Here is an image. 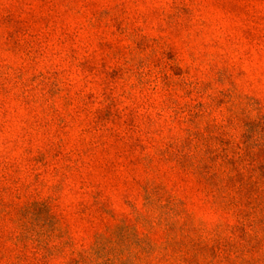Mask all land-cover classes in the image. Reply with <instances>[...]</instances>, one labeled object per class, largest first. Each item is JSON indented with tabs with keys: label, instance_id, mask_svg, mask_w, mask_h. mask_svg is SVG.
<instances>
[{
	"label": "rangeland",
	"instance_id": "rangeland-1",
	"mask_svg": "<svg viewBox=\"0 0 264 264\" xmlns=\"http://www.w3.org/2000/svg\"><path fill=\"white\" fill-rule=\"evenodd\" d=\"M255 170L264 0H0V264H264Z\"/></svg>",
	"mask_w": 264,
	"mask_h": 264
},
{
	"label": "trees",
	"instance_id": "trees-1",
	"mask_svg": "<svg viewBox=\"0 0 264 264\" xmlns=\"http://www.w3.org/2000/svg\"><path fill=\"white\" fill-rule=\"evenodd\" d=\"M216 159H217V164H215V178L218 177L219 175H223V176H227L229 178H233L235 173H241L238 171H243L244 166H239V160H237L240 155L238 153H235V155L230 154L229 152L227 153H222L220 156L219 155H215ZM236 158V159H235ZM232 160V162H231ZM235 162V167L231 168L228 164H231L232 166L234 165ZM238 161V162H237ZM248 178L250 179V181H252L254 184H256V186H258L260 188V192H264V172H260L259 174H257V171L255 170V172L253 171V174H250L248 176ZM222 251L219 250L215 253V264H222ZM228 258V255L225 257ZM243 261V259H241ZM170 264H172L170 262Z\"/></svg>",
	"mask_w": 264,
	"mask_h": 264
}]
</instances>
